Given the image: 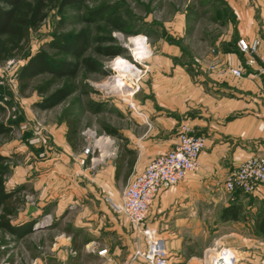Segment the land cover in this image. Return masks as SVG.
<instances>
[{"label": "rangeland", "instance_id": "1", "mask_svg": "<svg viewBox=\"0 0 264 264\" xmlns=\"http://www.w3.org/2000/svg\"><path fill=\"white\" fill-rule=\"evenodd\" d=\"M102 5L116 7L126 23L125 32L113 29L97 17H90L91 12ZM228 12L224 0H84L81 7L69 8L64 13L60 30L87 29L92 41L86 55L96 61L98 70L81 68L74 80L77 90L49 109H40L35 105L39 100L36 93L26 96L18 93L16 74L25 61L24 57L0 65V104L6 107V115L2 119L12 123L9 135H0V152L7 157L9 166L5 184L10 189H20L18 212L41 211V205L44 209L53 204V197L45 200L41 196L42 190L37 181L53 168L65 177L71 173L75 185L94 189L96 195L115 210L131 173L124 177L127 170L124 167L119 179L108 180V169L124 148L134 150L135 137L149 127L136 99H141L145 93L153 95L155 80H205L206 72L213 70L208 69V62L204 65V60L214 46L216 36L226 30L227 27L221 26L218 21L223 22L225 17L219 19L220 15L222 18ZM58 20L59 15L52 10L40 28L31 33L30 53L36 52L51 39ZM108 37L123 48L122 54L106 57L96 52L98 38L104 40ZM159 85L164 86L162 83ZM175 89L172 91L179 93V101L163 109L162 114L175 119L174 132L178 137L183 126L190 128L181 119L191 111H183L190 101L187 86L180 82ZM130 102L136 110L129 106ZM69 107L79 117L76 150L65 145L63 113ZM56 158L62 159L57 162V167ZM76 170L79 172L75 174ZM201 189L203 192L208 190ZM247 195L256 203L253 215L255 226L254 218L264 210V202ZM233 196V192L229 194L220 186L216 190L215 186L206 197H199L196 202L200 210L195 214L197 221L193 227L181 230L183 238L188 246L204 249L202 256L205 250L217 244L227 246L221 243L223 239L220 236L238 230L244 236L253 238L250 242H241L243 245L239 250L250 251L249 254L259 257L260 262L264 259V235L257 233L255 227L249 229L238 225L236 228L220 220L223 200L229 202ZM35 218L36 225H51L46 230V236L57 233V228H51L55 222L52 213L48 215L41 211ZM8 238L11 237L0 229V256H4L12 246L17 247V244L10 246L11 239ZM239 250H236L237 263L243 256ZM22 252L20 246L14 253L16 260L9 263L37 264L35 259L25 261L26 254Z\"/></svg>", "mask_w": 264, "mask_h": 264}, {"label": "crops", "instance_id": "2", "mask_svg": "<svg viewBox=\"0 0 264 264\" xmlns=\"http://www.w3.org/2000/svg\"><path fill=\"white\" fill-rule=\"evenodd\" d=\"M224 1L232 18L227 16L223 23L218 21L227 28L214 39L212 48L216 55L209 52L204 60V65L213 60L215 69L206 72L205 80H155L153 95L145 93L141 99H136L149 127L135 137L131 174L142 171L152 157L171 149L177 141L175 119L162 114L163 109L179 101V93L172 91L177 83L183 82L187 86L190 100L183 111L191 112L184 114L181 122L190 127L191 133L205 137L198 170L189 173L179 184L162 190L149 208L147 224L163 238L168 264H200L204 249L188 246L181 232L183 228L193 227L197 221L195 214L200 213L197 206L199 197H206L215 186L216 190L219 186L220 189L224 187L225 176L235 170L241 160L264 151V76L258 73L257 65H245V56L239 53L236 45L239 37L258 38L259 53L264 55V0ZM229 67L240 68L247 76L237 78L228 72ZM161 83L163 87L159 85ZM65 145L72 149L66 138ZM55 161L57 167V162L62 159L56 158ZM77 172L74 171L75 174ZM114 173L113 164L108 169L107 179L115 180ZM67 175L65 177L53 168L37 180L41 196L45 200L54 199L49 207L43 209L41 205L40 208L43 214L54 215L55 222L51 228H57V233L46 236L51 225L36 223L31 232L19 239L6 232L11 237L8 238L11 239L10 246L17 244L4 254L8 261L14 262V253L21 246L22 254H26L25 261L35 259L37 264H147L140 259L130 260L134 234L125 217L98 197L94 189L80 188L73 183L72 174ZM201 188L209 191L203 192ZM250 195L264 202V186ZM227 204L228 201L223 200L222 208ZM243 204L250 218L221 222L231 223L236 228L240 225L253 229L256 203L245 198ZM18 211L11 219L12 224L36 221L35 215L41 213L39 209L23 214ZM220 238L223 239L221 243L235 250H239L244 240L250 242L253 239L238 230L222 234ZM101 248L107 249L104 255L97 253ZM239 251L243 256L237 264H264V259L259 262V257L251 256L250 251Z\"/></svg>", "mask_w": 264, "mask_h": 264}, {"label": "trees", "instance_id": "3", "mask_svg": "<svg viewBox=\"0 0 264 264\" xmlns=\"http://www.w3.org/2000/svg\"><path fill=\"white\" fill-rule=\"evenodd\" d=\"M83 2L84 0H0V65L13 58L24 57L25 61L16 74L18 93L22 96L36 93L39 100L35 105L40 109L52 108L70 97L77 90L74 80L81 68L98 70L96 61L86 55L92 41L87 29L60 30L65 11L79 8ZM227 9L229 10L228 7ZM52 10L59 15L60 21L58 20L51 33V39L36 52L30 53L31 33L40 28ZM231 15L229 10L222 18L220 15L219 19L227 16L232 18ZM90 17L99 18L113 29L126 31V23L115 6L102 5L91 12ZM225 20L226 18L223 22ZM97 43L96 52L106 57L123 53V48L116 45L112 37L104 40L98 38ZM5 115L6 107L0 104V135H9L12 129V123L2 119ZM63 119L66 124V141L72 150H76L79 117L69 107L64 111ZM134 160L135 152L124 148L114 162L115 180L119 179L124 167L127 169L124 177L131 172ZM8 172L7 157L0 152V229L19 239L33 230L34 220L20 224L11 223L19 209L20 189L6 187L5 178ZM233 195L221 209L219 217L222 221L245 220L249 217L243 204V199H249L248 196L238 190ZM254 220L255 231L264 235V210Z\"/></svg>", "mask_w": 264, "mask_h": 264}, {"label": "built area", "instance_id": "4", "mask_svg": "<svg viewBox=\"0 0 264 264\" xmlns=\"http://www.w3.org/2000/svg\"><path fill=\"white\" fill-rule=\"evenodd\" d=\"M236 45L239 53L245 56V65H257L258 73L264 76V55L259 53L260 40L239 37ZM210 52L214 56L217 53L214 48ZM208 63V69L214 70V61ZM228 72L237 78L247 76L240 68L229 67ZM129 106L136 110L133 103L130 102ZM204 146L205 137L193 134L190 128L183 126L171 149L155 155L142 171L129 176L115 210L125 217L133 230L134 246L130 260L168 264V252L163 238L155 228L147 224L149 208L162 190L179 184L189 173L198 170L199 155ZM223 186L228 192L238 190L245 194H251L264 186V151L241 160L237 168L225 176ZM106 252V248L97 250L99 255ZM199 260L200 264H237L238 254L229 246L217 244L205 250ZM0 264H10L7 256H0Z\"/></svg>", "mask_w": 264, "mask_h": 264}]
</instances>
